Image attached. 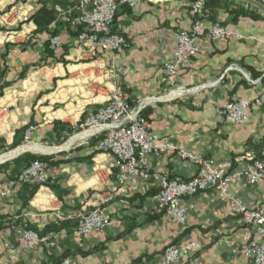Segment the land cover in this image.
I'll use <instances>...</instances> for the list:
<instances>
[{
  "label": "crops",
  "instance_id": "0c3cea01",
  "mask_svg": "<svg viewBox=\"0 0 264 264\" xmlns=\"http://www.w3.org/2000/svg\"><path fill=\"white\" fill-rule=\"evenodd\" d=\"M197 1L145 0L137 9H122L115 31L130 46L114 55L101 49L93 53L79 44L77 29L59 20L54 8H67V1L33 6L25 0H0V154L26 146L63 148L81 137L76 130L89 113L108 103L118 82L155 134L205 158L231 162V173L245 167L244 157L255 153L251 147L264 142V101L251 106L242 126L221 119L219 109L232 96L254 101L264 94V19L248 12L242 0H204L197 19L190 13ZM217 20L241 38L203 42L201 54L181 75L179 85L188 93L176 100L160 99L164 65L176 47L175 33L190 30L196 22L208 29ZM55 35L63 45L57 52L50 48ZM62 125L75 130L73 138L61 134ZM31 126L36 130L27 142L25 133ZM82 136L51 155L60 167L56 189L29 185L3 196L7 184L22 172L27 154L40 153L21 152L0 162V223L9 226L0 232V264H62V256L47 246L22 254L9 249L16 245L29 213L43 216L29 222L30 227L41 234H61L64 254L78 264H163L167 247L181 246L191 238L201 243L203 251L183 258L181 264H247L243 255L234 253L245 243L246 227L216 189L185 199L194 205L185 226L156 212L153 197L158 185L153 180H139L102 205L118 185L114 158L93 154L95 141ZM151 165L172 180L188 181L197 173L195 165L174 155L153 156ZM230 193L247 208L264 204V184L243 179ZM96 208H103L113 221L104 234L79 242L73 221L54 230L61 226L55 219L57 211L67 215Z\"/></svg>",
  "mask_w": 264,
  "mask_h": 264
},
{
  "label": "built area",
  "instance_id": "2783aa9c",
  "mask_svg": "<svg viewBox=\"0 0 264 264\" xmlns=\"http://www.w3.org/2000/svg\"><path fill=\"white\" fill-rule=\"evenodd\" d=\"M55 0H25L29 5H48ZM69 2L67 8L55 5L59 20L79 30L77 41L95 53L105 52L119 55L129 48L127 39L115 31L118 13L124 9H137L145 0H64ZM205 6L204 0L191 5L190 13L199 18ZM28 20L27 17L24 18ZM176 47L164 65V94L160 99L176 100L188 93L179 85L182 73L188 68L190 61L202 52L203 42H226L233 38H241L237 31H232L221 22H215L205 29L196 22L190 30H179L174 35ZM61 37L51 38L50 48L53 52L62 49ZM122 73H126L122 71ZM264 94L261 93L254 101L239 99L232 96L220 109L219 117L235 126L246 124L249 109L252 105L261 104ZM35 126L26 130L25 139L30 142ZM87 134L86 138L95 141L92 153H105L114 158L113 168L117 171L118 185L113 186L103 199L102 205L110 204L113 199L127 188L136 186L139 180H153L158 185V192L153 197L156 212L163 214L171 222L185 226L193 204H186L185 199L193 198L199 193L216 189L223 202H228L231 211L239 215L246 227L245 243L234 253L244 256L247 264H264V204L257 208H247L235 199L231 187L243 179L251 184H264V153L260 156L248 154L244 157L247 165L231 173V162H219L205 158L200 154L179 148L168 139H164L151 130L149 121L129 104L126 92L118 82L110 95L108 103L87 115L85 121L77 129L76 135ZM67 139L74 135L64 133ZM174 155L180 161L197 167L196 175L188 181L172 180L167 174L154 171L151 157L162 158ZM60 167L47 161L35 160L16 179L10 181L3 191L7 196L12 190L29 185L53 186L58 183ZM18 235L16 245L9 249L17 254L35 251L41 246L55 249L60 255L61 234L49 232L41 234L30 227L29 222L39 221L43 216L28 214ZM57 223L73 221L76 223L75 239L81 242L94 234H104L113 226L111 217L103 208L80 210L63 215L56 212ZM203 251L200 242L189 239L181 246L170 245L166 248L163 264H181L183 258L194 257ZM62 264H78L65 258Z\"/></svg>",
  "mask_w": 264,
  "mask_h": 264
},
{
  "label": "trees",
  "instance_id": "16d2710c",
  "mask_svg": "<svg viewBox=\"0 0 264 264\" xmlns=\"http://www.w3.org/2000/svg\"><path fill=\"white\" fill-rule=\"evenodd\" d=\"M197 19H198V18H197ZM78 34H79V30H77V32H76L75 35L77 36ZM61 127H62V128H61V131H60L61 134L68 133L69 135H72V134L75 132L74 129L70 128V127L67 126V125H62ZM76 131H77V130H76ZM251 148H252V150L255 152L256 155H260V154L264 153V142H263L261 145L254 146V147H251ZM35 160L47 161V162H50L51 164H54V165H56V166L59 165V163L55 162L51 156H40V155H30V154H27V159L23 161V162H25V166H24L22 172H23L24 170H26V169L31 165V163H32L33 161H35ZM19 161H20V160H19ZM21 161H22V160H21ZM22 172H21V173H22ZM21 173H20V174H21ZM51 187H52V189H56L57 186L53 185V186H51ZM37 188H38V187H35V188L33 189L31 195H34V193L36 192ZM159 215H161V214H159ZM63 223H64V222H63ZM73 223H75V222H73ZM60 224H61V223H60ZM68 224H69V223L61 224V226H60L59 228L56 227V228H54V230H55V231H59L60 228H63V227H65V226L68 225ZM5 227H9V226H4L3 223L1 222V223H0V232H1L2 230H4ZM73 227L76 228V223H75V225L73 224ZM49 231H52V230H48V232H49ZM66 257H68V254L65 253V254L62 256V259L66 258Z\"/></svg>",
  "mask_w": 264,
  "mask_h": 264
},
{
  "label": "bare ground",
  "instance_id": "6f19581e",
  "mask_svg": "<svg viewBox=\"0 0 264 264\" xmlns=\"http://www.w3.org/2000/svg\"><path fill=\"white\" fill-rule=\"evenodd\" d=\"M80 138H83V136L81 135V137L74 138L71 142H69L67 145H65L61 149H68V147H70L72 144H74L76 142L77 139H80ZM61 149H50V148L38 147V146H26V147L21 148L20 150H17L15 152H12L6 156H1L0 162L11 160L12 158H15V156L21 152L32 151V152L40 153V154H42V153L43 154H47V153L50 154V153L57 152Z\"/></svg>",
  "mask_w": 264,
  "mask_h": 264
},
{
  "label": "rangeland",
  "instance_id": "374dc122",
  "mask_svg": "<svg viewBox=\"0 0 264 264\" xmlns=\"http://www.w3.org/2000/svg\"><path fill=\"white\" fill-rule=\"evenodd\" d=\"M242 1L245 2L244 3L245 4V9L248 12L256 14L258 19H264V0H242ZM216 22H220V21L217 20ZM56 147H61V146H56ZM11 152H13V151L7 152L6 154H0V157L4 156V155H7V154H9ZM262 154H260V155H262ZM253 155L260 156V155H256L255 153ZM40 156H42V155H40ZM63 255H64V252H63V254L61 256H63ZM66 258H69V257H66Z\"/></svg>",
  "mask_w": 264,
  "mask_h": 264
},
{
  "label": "water",
  "instance_id": "95a60500",
  "mask_svg": "<svg viewBox=\"0 0 264 264\" xmlns=\"http://www.w3.org/2000/svg\"><path fill=\"white\" fill-rule=\"evenodd\" d=\"M60 152H61V151H60ZM60 152H54V153H50V154H48V153H47V154H43V153H42V154H40V155H42V156H51V155H54V154H58V153H60ZM15 158H17V157H15ZM15 158H12V159H15ZM12 159H11V160H12ZM8 161H10V160L4 161V162H2V163H6V162H8Z\"/></svg>",
  "mask_w": 264,
  "mask_h": 264
}]
</instances>
